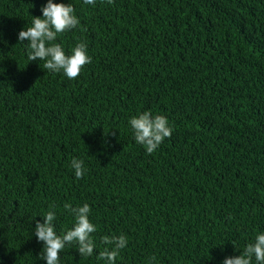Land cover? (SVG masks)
<instances>
[{
	"label": "trees",
	"instance_id": "obj_1",
	"mask_svg": "<svg viewBox=\"0 0 264 264\" xmlns=\"http://www.w3.org/2000/svg\"><path fill=\"white\" fill-rule=\"evenodd\" d=\"M46 2L0 0V264H46L35 222L55 205L63 235L64 203L90 205L96 249L59 264H106L101 237L121 233L116 264L239 255L264 232V0H53L81 22L57 42L92 58L74 80L17 39ZM145 110L174 129L152 154L128 123Z\"/></svg>",
	"mask_w": 264,
	"mask_h": 264
},
{
	"label": "clouds",
	"instance_id": "obj_2",
	"mask_svg": "<svg viewBox=\"0 0 264 264\" xmlns=\"http://www.w3.org/2000/svg\"><path fill=\"white\" fill-rule=\"evenodd\" d=\"M106 2L111 5L114 0ZM83 3L94 6L96 0H83ZM41 12L42 16L33 17L31 26L21 29L18 33V41H27L28 62L43 60L42 69L52 73L63 72L69 80L76 79L92 60L87 44L78 41L69 55L66 54L63 44L57 42L60 34L80 27L81 22L75 14V8L70 3H53V0H47L41 7ZM128 123L135 142L142 145L148 154L155 152L166 138L170 139L174 130L166 116L153 114L150 110L133 115ZM84 163V160L78 158L71 160L76 179L82 178L87 171ZM50 207L53 210L46 212L43 223L39 220L35 222V237L43 242L40 258L44 259L46 264H59L60 253L73 244L76 245L75 249L80 256H92L96 244L91 234L97 231V226L89 219L90 205L84 203L81 206H73L71 203H64L63 208L74 217V224L63 235L57 234L53 224L56 219V206ZM101 243L106 247L99 251L97 258L104 260L106 264H116V259L127 246L128 239L123 233L104 235L101 237ZM253 258L256 264H264V232L257 233L254 242L246 244L239 255L225 257L222 264H252ZM152 261H155V257Z\"/></svg>",
	"mask_w": 264,
	"mask_h": 264
}]
</instances>
